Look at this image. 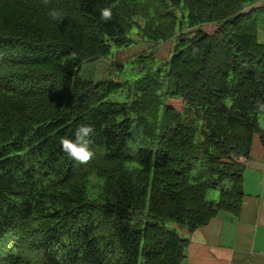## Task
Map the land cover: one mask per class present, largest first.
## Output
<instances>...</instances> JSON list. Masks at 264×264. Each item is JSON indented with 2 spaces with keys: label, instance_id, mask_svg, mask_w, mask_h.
<instances>
[{
  "label": "trees",
  "instance_id": "obj_1",
  "mask_svg": "<svg viewBox=\"0 0 264 264\" xmlns=\"http://www.w3.org/2000/svg\"><path fill=\"white\" fill-rule=\"evenodd\" d=\"M133 31L151 47L115 63L120 80L80 77ZM259 107L264 0H0V264H184L189 239L164 221L239 214ZM81 125L87 164L59 143Z\"/></svg>",
  "mask_w": 264,
  "mask_h": 264
},
{
  "label": "crops",
  "instance_id": "obj_2",
  "mask_svg": "<svg viewBox=\"0 0 264 264\" xmlns=\"http://www.w3.org/2000/svg\"><path fill=\"white\" fill-rule=\"evenodd\" d=\"M238 215L220 213L186 236L184 264H264V147L254 135Z\"/></svg>",
  "mask_w": 264,
  "mask_h": 264
},
{
  "label": "rangeland",
  "instance_id": "obj_3",
  "mask_svg": "<svg viewBox=\"0 0 264 264\" xmlns=\"http://www.w3.org/2000/svg\"><path fill=\"white\" fill-rule=\"evenodd\" d=\"M201 28L205 32L210 33L215 29V25L207 24L203 25ZM131 38L133 39V43L130 47H112L111 52L107 57L93 59L89 62L84 63L80 70V77L92 82H96L102 79L120 80L121 77L118 76V68L116 67L115 63H122L123 66L129 67V63L131 62V60H133V58L145 52L151 47L150 43H146L141 40L137 35L134 34V31L131 35ZM170 46V42H164L155 46L152 50L156 52V57L158 58V60H164L169 55ZM117 100L121 101L122 99L118 98ZM173 106L179 113L183 115L185 114V105L183 102L175 101L173 103ZM259 126L261 130H264V116H259ZM95 182L96 181L92 178V185H95ZM218 192V189L209 191L207 199L209 201H216L218 197ZM164 224L167 227L174 229L180 236H186V230L183 226H180L172 221H164Z\"/></svg>",
  "mask_w": 264,
  "mask_h": 264
},
{
  "label": "clouds",
  "instance_id": "obj_4",
  "mask_svg": "<svg viewBox=\"0 0 264 264\" xmlns=\"http://www.w3.org/2000/svg\"><path fill=\"white\" fill-rule=\"evenodd\" d=\"M44 5L49 4V0H42ZM48 16L53 21H62L64 13L58 9H51L48 12ZM113 13L111 8L105 7L100 10V18L107 22L112 19ZM259 105V102H257ZM261 111H264V107H259ZM94 129L90 125H81L76 129L74 136L75 139H69L67 137H60L59 143L64 151L70 158L76 160L80 164L89 163L95 153L90 150V137L93 135Z\"/></svg>",
  "mask_w": 264,
  "mask_h": 264
}]
</instances>
